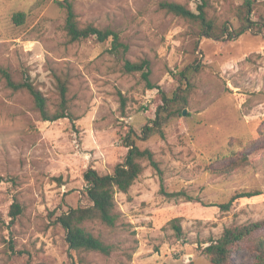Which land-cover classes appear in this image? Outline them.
<instances>
[{
	"label": "rangeland",
	"instance_id": "1",
	"mask_svg": "<svg viewBox=\"0 0 264 264\" xmlns=\"http://www.w3.org/2000/svg\"><path fill=\"white\" fill-rule=\"evenodd\" d=\"M66 1L0 0V63L17 80L29 74L52 109L60 100L56 75L68 78L80 116L75 124L45 121L29 92L13 91L0 78V264H213L203 254L210 240L232 224L264 219V39L251 29L231 41L199 37L160 3L178 1L197 11L205 1L210 16L237 28L234 14L244 0H68L81 21L121 33L129 50L120 53L110 51L112 39L70 42ZM255 7L264 9V0ZM19 12L21 23L14 20ZM145 58L148 78L126 71V59ZM194 62L203 66L190 71L186 113L166 123L163 135L136 140L154 152L157 165L144 160L129 193L117 192L114 227L86 222L111 253L71 250L56 218L88 203L86 171L112 173L125 160L130 128L142 134L161 92L172 96L185 87L182 72ZM241 156L248 161L234 164ZM255 190L262 193L228 211L209 205ZM173 192L179 195H167ZM16 201L24 211L11 224Z\"/></svg>",
	"mask_w": 264,
	"mask_h": 264
},
{
	"label": "trees",
	"instance_id": "2",
	"mask_svg": "<svg viewBox=\"0 0 264 264\" xmlns=\"http://www.w3.org/2000/svg\"><path fill=\"white\" fill-rule=\"evenodd\" d=\"M160 6L167 13L188 20L199 37L217 41H231L251 29V31L262 33L264 39V9L255 12V0H244L237 7L234 14L239 23L237 28H233L230 20L220 21L210 16L205 1L202 4H198L197 11L192 10L188 4L178 1H163ZM65 8L64 31L70 42L81 41L89 37H95L99 42H106L112 39L110 51L120 53L129 50L128 44L123 42L119 31L112 28H102L91 22L81 21L71 1L67 0L65 2ZM254 13L257 14V21L252 18ZM24 16L22 12L15 14V22H23ZM202 66L201 62H194L186 68L182 72V76L186 81L185 87H179L172 96L161 92L162 103L158 105L156 116L143 127L141 135L133 128H130L124 137L125 145L128 147L125 160L118 163L112 173L102 174L93 168H89L86 171L85 181L88 203L70 207L56 218L57 223L65 230L66 241L71 250L77 252L99 251L107 255L111 253V246L90 232L86 228V222L99 220L110 227H114L117 224L119 217L116 211L117 192L129 193L131 187L145 170L144 160H148L153 166L157 165L154 152L149 148L142 149L136 140L138 138L147 140L156 133L163 135L164 125L184 113L183 110L189 106V87L193 83V74L190 71L199 72ZM124 67L128 72H142L145 78H148L150 73V62L146 58L141 61L126 59ZM56 77L60 89V100L56 108L52 109L48 97L39 86L30 81L29 74L25 79L17 80L10 68L0 63V78L13 91L25 90L29 92L43 120L56 121L61 118H69L75 124L80 119V116L74 112L75 110H73L70 102V80L60 75H56ZM148 87L154 88L156 86L149 82ZM121 106L123 108L126 107L125 98L122 99ZM244 161H248V158L241 156L234 164H240ZM163 193L165 192L163 191ZM261 193L260 190L242 191L232 195L227 202L209 205H217L223 211H228L236 202L254 198ZM167 195L175 197L179 195V192L167 193ZM188 198L201 201L191 196ZM23 211L20 202H14L9 212L10 223L14 224ZM176 221L178 219L175 220L174 228L179 234H182L181 225L176 224ZM262 232H264V219L243 224H232L224 228L220 237L209 241L208 245L203 249V254L213 264H264V234ZM192 263L190 262V264Z\"/></svg>",
	"mask_w": 264,
	"mask_h": 264
},
{
	"label": "water",
	"instance_id": "3",
	"mask_svg": "<svg viewBox=\"0 0 264 264\" xmlns=\"http://www.w3.org/2000/svg\"><path fill=\"white\" fill-rule=\"evenodd\" d=\"M186 113V110H184V114Z\"/></svg>",
	"mask_w": 264,
	"mask_h": 264
},
{
	"label": "built area",
	"instance_id": "4",
	"mask_svg": "<svg viewBox=\"0 0 264 264\" xmlns=\"http://www.w3.org/2000/svg\"><path fill=\"white\" fill-rule=\"evenodd\" d=\"M150 99H148V101H149Z\"/></svg>",
	"mask_w": 264,
	"mask_h": 264
}]
</instances>
